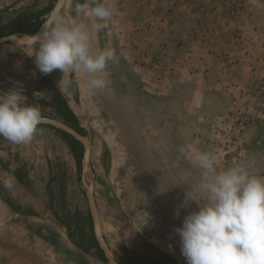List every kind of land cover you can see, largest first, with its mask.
Instances as JSON below:
<instances>
[{"label": "rangeland", "instance_id": "obj_1", "mask_svg": "<svg viewBox=\"0 0 264 264\" xmlns=\"http://www.w3.org/2000/svg\"><path fill=\"white\" fill-rule=\"evenodd\" d=\"M208 1L218 9L201 13L203 24L198 23V31L229 40L239 32L236 21L242 17L248 21L252 49L264 48V0ZM75 2L66 0L62 11L72 13ZM78 2L91 5L96 0ZM110 2L117 6L123 0ZM54 4V0H0V33L20 14H39L44 21ZM116 16L115 11L103 30L91 34L93 51L106 46L116 51V61L106 70L109 84L105 89H90L89 77L82 71L57 74L54 70L47 76L56 83L89 140L88 179L93 183L102 233L116 260L121 264H187L175 229L189 212L198 210L196 201L184 204L188 186L199 181L201 172L178 149L186 146L214 153L218 169L250 161L253 173L264 176V110L257 104L256 91L257 84L264 85V77L251 68L242 81V61L223 52L221 60L218 57L225 83L220 92H207L206 99L199 100L189 83L177 80L167 91L154 90L127 60L118 57L121 31ZM79 19L91 24L86 14ZM226 20L232 21L229 28ZM18 46L0 44V96L18 90L24 104L39 107L44 117L63 121L30 56L34 50ZM207 77L209 84L217 80ZM235 81L240 87L238 104L233 103L236 99L229 87ZM231 101L235 110L228 115ZM245 114L253 116V126L242 131L238 122ZM81 160L82 156L78 164L66 140L51 127L39 125L28 144L0 137L1 257L10 254L25 264H106L74 243L79 239L74 223L82 227L89 214L80 184ZM14 172L21 176V183Z\"/></svg>", "mask_w": 264, "mask_h": 264}, {"label": "clouds", "instance_id": "obj_2", "mask_svg": "<svg viewBox=\"0 0 264 264\" xmlns=\"http://www.w3.org/2000/svg\"><path fill=\"white\" fill-rule=\"evenodd\" d=\"M82 14L91 18L90 25L79 19ZM114 14L110 0L91 5L77 0L72 13L53 12L40 32L21 37L26 43L18 47L34 50L30 56L40 73L82 71L90 89L103 90L116 51L111 46L93 51L91 34L103 30ZM42 120L40 108L24 104L18 90L0 96V137L28 144ZM178 151L201 172L199 181L188 186L184 204L196 201L198 210L175 229L187 264H264V176L253 173L250 161L218 169L214 153L186 146Z\"/></svg>", "mask_w": 264, "mask_h": 264}, {"label": "crops", "instance_id": "obj_3", "mask_svg": "<svg viewBox=\"0 0 264 264\" xmlns=\"http://www.w3.org/2000/svg\"><path fill=\"white\" fill-rule=\"evenodd\" d=\"M136 1L138 0L133 2L123 0L122 5L114 6L117 12L115 17L117 30L121 31L117 41L118 57L127 60L131 65L130 68L139 73L141 80L148 87L167 91L174 81H183L191 85L197 94V99L205 100L207 92H220L225 84L223 76L220 75L222 64L218 62V57L221 60L220 54L223 52L242 61V81L247 80L251 68H256L259 76L264 77V48L259 45V49L257 47L255 50L252 49L246 30L248 27L246 19L241 17L236 21L240 29L239 36L237 33L229 40L223 37L214 39L204 36L207 35L204 30L200 32L197 29L198 23L203 24L199 18L202 12L212 11L210 10L212 8L218 9L214 2L140 0L137 3ZM256 6L258 8V5ZM226 23L228 25L226 27L229 28L232 21L226 20ZM217 24L224 26L219 22ZM192 28L196 32L195 36ZM219 31L223 32V29ZM209 75L215 76L217 80L214 79V83L209 84L210 80L207 77ZM72 77L73 75L70 78ZM234 84L229 87H232L233 97L236 99L233 103L238 104L237 91L240 87L237 85L238 81ZM233 103L231 101L226 109L228 115L235 110ZM4 252L6 254V250ZM0 264L25 263L21 259L17 261L9 254L0 256Z\"/></svg>", "mask_w": 264, "mask_h": 264}, {"label": "trees", "instance_id": "obj_4", "mask_svg": "<svg viewBox=\"0 0 264 264\" xmlns=\"http://www.w3.org/2000/svg\"><path fill=\"white\" fill-rule=\"evenodd\" d=\"M55 1L56 0H54V2ZM42 22L43 20L39 19V14H30V15L20 14L14 17L13 19H11L8 23H6V25H4L3 28L6 29V32L0 33V37L10 34L32 35L33 33L36 32V30L38 29V27L41 25ZM60 73L61 72L58 70L57 74ZM40 75H41V80L47 86L52 96L51 100L53 102L57 114L62 118V120L65 123L69 124L80 134L84 135V131L80 127H78L76 117L69 108V106L67 105V102L64 96L62 95V93L60 92V90L58 89L56 83L53 80H51L47 75L42 73H40ZM40 126L49 127L45 125H40ZM54 130L57 131L66 140L71 151L74 153V156H76L77 158V163L79 164L83 151L81 144L77 142L74 138H72L70 135L58 129H54ZM14 177L21 183V176L19 175L18 172L17 173L14 172ZM85 226L87 227L86 229L88 232L84 229ZM74 227H76L79 232V239L77 240V242H74L75 245L84 253H87L89 255L92 254L95 257H97L99 260L105 262L103 253L99 249L97 242L92 233V223H91L90 215L87 214V216L85 217V223L84 225H82V227L78 226L77 223H74ZM135 264H141V263L137 261L135 262ZM146 264H154V263L147 261Z\"/></svg>", "mask_w": 264, "mask_h": 264}, {"label": "water", "instance_id": "obj_5", "mask_svg": "<svg viewBox=\"0 0 264 264\" xmlns=\"http://www.w3.org/2000/svg\"><path fill=\"white\" fill-rule=\"evenodd\" d=\"M65 2L66 0H56L54 6L49 11L46 19L41 23V25L38 27L36 32L33 33L32 35H36L38 32H40L43 24L49 18V15L55 11L62 10V8L65 5ZM4 42H11L13 44L23 45L26 43V40L21 39V37L17 34H10V35L0 37V44ZM40 125H47L55 129H58L70 135L72 138H74L77 142L81 144L83 152H82V160H81L80 184H81V189L84 191V195H85L87 207H88V213L91 218L92 233L97 242L99 249L103 253V256L105 258V263L106 264H121L114 257L102 233L100 216H99L97 204L94 198L93 183L90 182L88 179V175L91 174V166H90V146H89V140L87 136L80 134L73 127L67 125L66 123L58 119H53V118L43 116V120Z\"/></svg>", "mask_w": 264, "mask_h": 264}, {"label": "built area", "instance_id": "obj_6", "mask_svg": "<svg viewBox=\"0 0 264 264\" xmlns=\"http://www.w3.org/2000/svg\"><path fill=\"white\" fill-rule=\"evenodd\" d=\"M256 91H257V99H258V106L264 110V85L257 84L256 85ZM252 121L253 116L249 114H245L242 117H240L238 125L239 129L242 131L247 128H252Z\"/></svg>", "mask_w": 264, "mask_h": 264}, {"label": "flooded vegetation", "instance_id": "obj_7", "mask_svg": "<svg viewBox=\"0 0 264 264\" xmlns=\"http://www.w3.org/2000/svg\"><path fill=\"white\" fill-rule=\"evenodd\" d=\"M71 82H72V78H71ZM65 123V122H64ZM67 124V123H66ZM67 125H69V124H67ZM45 126H47V125H45ZM70 126V125H69ZM50 127V126H49ZM72 127V126H71ZM55 129V128H54Z\"/></svg>", "mask_w": 264, "mask_h": 264}]
</instances>
